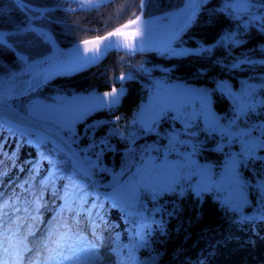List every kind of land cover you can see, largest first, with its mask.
<instances>
[{"label": "flooded vegetation", "instance_id": "obj_1", "mask_svg": "<svg viewBox=\"0 0 264 264\" xmlns=\"http://www.w3.org/2000/svg\"><path fill=\"white\" fill-rule=\"evenodd\" d=\"M223 12L226 26L218 35L205 38L196 30L184 41H191V45L180 44L182 52L126 56L118 51V58L108 60L112 62L110 67L106 62L101 68L89 71L85 76L87 81L80 88L74 87L71 80L53 82L27 102L26 108L30 104L32 108L38 106L48 116L46 121L55 122L72 141L92 168L100 191L121 183L135 167L128 181L110 199L94 191L90 177L75 171L89 179L96 197L108 203L110 209L129 215L122 198L117 197L130 186L138 169L151 170L153 163L185 165L186 179L173 185L176 191H161L155 198L150 191L140 194V201L149 204V209L159 207L165 218L176 215L174 209L186 203H198L206 197L219 202L223 188L228 187L221 186L223 183L233 187V196L245 193L242 195L253 207L264 201V160L240 159L239 138L221 131L235 120V108L244 86L252 84L248 83V78H258L264 71V28L259 23L249 24L247 16L236 19L229 11ZM226 34H234V39L240 43H221ZM253 38L257 42L249 47ZM153 55L162 57L158 59L161 65L156 64L158 61ZM169 57H177L176 63L168 65ZM201 57L206 58L204 66L199 63ZM248 60L257 63L244 62ZM220 85H227L231 94ZM113 89L120 96L117 104L101 106L94 102L95 95ZM200 92H206L207 98L198 95ZM256 98L264 99V88L257 87ZM161 107H165V111L158 116ZM60 108L63 113L59 112ZM261 120H264V112L258 110L250 118L235 120L231 127L235 131L237 127L243 129ZM174 132L179 134V143L170 140ZM173 147L175 151L171 150ZM59 154L63 153L59 151ZM256 155L264 158V149L258 150ZM234 158L237 159L234 171L240 181L239 190L231 178L230 163ZM172 171L174 169L169 167L162 174L161 183L165 187ZM198 186L204 190L198 191Z\"/></svg>", "mask_w": 264, "mask_h": 264}, {"label": "trees", "instance_id": "obj_2", "mask_svg": "<svg viewBox=\"0 0 264 264\" xmlns=\"http://www.w3.org/2000/svg\"><path fill=\"white\" fill-rule=\"evenodd\" d=\"M25 1L38 6L69 5V2L65 0ZM182 2L183 0H144V16L168 11L178 7ZM224 3L225 0H212L207 3L193 26L175 45L182 43L191 45V41H184L196 30L205 38L218 35L219 31L226 26L223 20L224 12L220 9ZM73 6L76 4L74 3ZM28 9L33 16L39 14L32 8ZM140 12V0H114L92 11L57 8L34 19L14 0H0V29L15 30L31 24H39L50 29L56 39L66 46L85 38L102 35L135 19ZM8 39L19 51L26 53L29 59L50 50L49 42L37 32L28 31ZM256 42L253 38V41L248 44L249 47L254 46ZM262 45L264 46V42ZM119 53L134 56L126 52ZM119 53L118 51L109 52L107 61L91 70L61 77L50 83H64L71 80L73 86L78 89L87 81L85 76L89 71L101 68L106 62L110 67L112 62L108 63V60L118 58ZM152 57L158 61L156 64H162L160 61L162 57L158 55ZM168 59L167 64L171 65L176 63L177 57ZM199 61L200 65L204 66L206 58L201 57ZM23 64V60L6 45L0 46V74H7ZM50 83L29 95L0 103H11L27 111V102L36 93L47 88ZM248 83L264 84V71L260 72L258 78L249 77ZM58 90L63 89L58 88ZM127 101V103L130 102V97ZM58 165L65 168L64 173ZM49 168H53V171L59 169L60 178L56 179L54 185L49 186L43 194L44 206L39 212L40 221L35 230L36 238L46 234L49 219L52 221L59 216L60 205L65 203V185L69 183L65 177H70L73 178V183L80 187L75 190L76 198H69L73 210H66L63 218L72 227L73 239L82 237L85 244L95 245L98 254L103 257V264H117L118 253L113 252V249L119 248L120 245L125 246L120 250L122 255H128L127 246L134 243L132 238L142 218H147L150 223V227L145 229L149 232L150 247L137 249L135 255L140 260H147L151 255H156L157 264H264V220L241 221L233 211L226 210L218 201L208 197L198 203L184 204L171 218L163 217L159 207L149 209V204L146 202H143L144 213L140 215L121 214L118 210L110 209L108 203L96 197L89 179L72 174L69 159L63 154H55L49 143H42L39 147L28 145L25 143L24 136H18L0 125V198L7 199L14 192L19 194L29 185L39 191L42 176ZM29 199H31L30 196ZM152 220L156 223H151ZM43 228L46 229L45 232ZM98 237L100 239H97ZM16 251L15 248H9L5 259H11ZM33 255L34 253H25L27 258H32Z\"/></svg>", "mask_w": 264, "mask_h": 264}, {"label": "snow or ice", "instance_id": "obj_3", "mask_svg": "<svg viewBox=\"0 0 264 264\" xmlns=\"http://www.w3.org/2000/svg\"><path fill=\"white\" fill-rule=\"evenodd\" d=\"M19 2V0H18ZM78 3L81 11H92L98 9L106 3H111L112 0H75ZM204 3V0H184V7L176 9L169 16L171 20L178 23L180 27L186 26L194 16L196 15L199 6ZM27 7V6H25ZM144 7V0H140L141 11ZM33 11H41L40 9H33ZM221 11H229V14L233 18L239 19L242 16L248 17L249 24L259 23L264 28V0H225L224 7ZM151 21L147 22L150 25ZM133 25H138L137 28L128 34L124 29H130ZM177 28V31L180 30ZM32 31L36 29L22 28L17 32H0V46L5 45L6 37L21 35L24 32ZM146 33H150V28L142 21L141 16H137L135 20H129L126 24L117 28L114 32H109L105 37H99L98 43L93 48H85L84 53H91V55H81L80 60L82 63H90L102 55L103 51L109 48L119 47V42L112 39L113 37L125 36L126 39H130L133 43H126L124 46L133 49L137 46V43L142 44ZM40 35H45L43 32ZM229 41L233 44L240 43L234 39V34H226L221 38V43ZM85 43H88L85 41ZM10 47V46H9ZM21 60H25L24 57H20ZM247 63H257V61H244ZM31 65L28 66V70L31 69ZM120 77L119 79H123ZM15 75L9 78V87L7 93L0 88V102H6L9 95L12 94V89L15 87ZM2 83V82H0ZM220 87L228 90L227 85H220ZM257 87L264 88L262 85L245 84L244 91L241 98L235 108V120L241 118H250L256 114L257 111L264 112V99L256 98ZM122 91V90H121ZM229 94H231L230 90ZM203 98H207L206 92H200ZM105 98H108L106 104ZM120 96L116 89L111 92L104 93L101 97L95 98L96 103L101 106L115 105L119 102ZM165 107H161L157 113L158 116L163 115ZM20 120L25 118L35 123H41L48 119V116L39 109L38 106H34L28 110L26 117L20 116L16 113ZM119 119V117H117ZM7 117L0 114V121H6ZM234 121L229 122L227 129H221L222 133L239 138L241 143L240 159H261L256 155L258 150L264 149V120L248 124L247 127L240 129L236 128L232 130L231 125ZM217 127H219L217 125ZM150 130V129H149ZM253 133H257L253 135ZM178 133H172L170 140L176 143L180 141L177 139ZM62 151L61 148L57 149ZM175 151L173 147L171 149ZM237 159L234 158L230 163V170L232 171V181L239 190L240 181L237 174L234 171ZM55 168V162L53 164ZM174 169L171 172V179L167 182L166 187L162 185L161 178L166 168ZM184 164L178 163L175 165H157L152 164L151 170L138 169L136 174L130 181V187L126 186L124 192L118 195V199L122 198V202L128 211L129 215H140L135 211L136 206L139 204L142 206V201L139 197L142 191H150L153 194V198L160 195L161 191H176L173 185L179 184L181 179H186L183 173ZM60 178L59 169H56L48 178L40 181V189L37 191L34 186L29 185L23 192L17 194L13 193L7 199L0 198V264H103V257L98 254V249L93 244H85L82 237H76L73 239L74 233L72 227L64 220L63 214L66 210L71 211L72 206L69 203V198L75 199V190L80 185L73 183V178L65 177L69 180V183L65 185V203L60 205V214L49 222V226L46 230V234L40 238L35 237V230L40 221L39 212L44 206V192L49 186L54 185L55 180ZM23 188V186H21ZM198 191H203V188L198 186ZM183 191V189H181ZM242 195V193H241ZM29 196L31 199H29ZM178 211L174 209L173 213ZM260 218H264V209L260 210ZM244 219H248L245 217ZM151 223H156L154 220ZM150 227L149 220L142 218L138 224L135 235L132 240L134 243L128 247V255L123 256L120 250L124 248V245H120L119 248H114L113 252L118 253L117 264H157V256L151 255L147 260H140L136 255V251L139 248H149V232L145 229ZM162 230V226H161ZM32 238V241H30ZM97 239H100L99 237ZM9 248H15L17 251L11 259H5V254ZM25 253H34L32 258H27Z\"/></svg>", "mask_w": 264, "mask_h": 264}, {"label": "water", "instance_id": "obj_4", "mask_svg": "<svg viewBox=\"0 0 264 264\" xmlns=\"http://www.w3.org/2000/svg\"><path fill=\"white\" fill-rule=\"evenodd\" d=\"M14 1L23 11L30 14L34 19L40 18L46 14V12L57 8L73 11L80 10L79 5L75 2V0H65L69 2V5L65 7L32 5L25 0H19V2L18 0ZM210 1L212 0H204V3L199 6L194 18L183 27H180L178 23H175L166 14H170L176 9L184 7V0L182 4L176 8L147 17L144 16L145 7H143V10L138 15L142 17V20L155 17L160 21L150 29V33H146L144 42L142 44L137 43L135 48L130 49L124 45L126 43H133L132 40L126 39L125 36L113 37L112 39L119 42V47L109 48L106 51H103L102 55L90 63H82L80 60L81 55H91V53H84V49L93 48L95 44L99 42V37L107 36L109 32H114L117 28H120L128 21L102 35L85 38L66 46L59 43L50 29L39 24H31L24 28L30 27L32 29H36L35 32L38 34L43 32L45 34L43 35L44 39L50 44V50L36 58L29 59V56L26 53L19 51L8 39V37H6L5 39L7 43L5 45L17 56L24 57L25 60H23L24 64L20 68L12 70L7 74H0V82H2L0 83V88H2L5 93H7L9 87V78L15 75V87L12 89V94L9 95L8 99L20 98L37 91L45 84L58 78L71 76L92 69L93 67L100 64L107 57L108 53L112 51L130 52L133 54H150L154 52L165 51L168 48L173 47L175 43H177L187 33V31L197 20L203 8ZM74 3L76 6L73 7L72 4ZM28 8L40 9L41 11H38L39 14L37 16H33ZM164 16H167V18L163 19ZM178 27H180L179 31H177ZM135 29L136 27L133 25L130 29H124L123 31L131 34ZM18 30L19 29H0V32H17ZM85 41L88 43H85ZM29 65L32 66L30 70H28ZM102 95L103 94L95 95L93 100L95 101V98L101 97ZM105 102H108V98H105ZM28 110L23 111L11 103H0V114H3L5 117H7L6 121H0V125L8 130L13 131L18 136H24L25 143L28 145L39 147L42 143L37 142L36 139H38L40 141L49 143L54 149L55 153H58L57 149L61 148L64 155L69 159L72 172L79 171L90 177L93 181L94 191L99 195H104L107 199H110V196L115 194L128 181V178L135 167L122 180L121 183L107 191H100L98 188L99 184L96 181L92 168L80 155L72 141H70V139L56 126L55 122L49 123L45 120L41 123H35L33 121H29L26 118L24 120H20L17 117L16 113H19L20 116L26 117ZM59 112L63 113V109L60 108ZM54 121H56V118H54Z\"/></svg>", "mask_w": 264, "mask_h": 264}, {"label": "rangeland", "instance_id": "obj_5", "mask_svg": "<svg viewBox=\"0 0 264 264\" xmlns=\"http://www.w3.org/2000/svg\"><path fill=\"white\" fill-rule=\"evenodd\" d=\"M73 6V4H72ZM166 19L167 16H164ZM160 22V21H159ZM136 27V26H135ZM137 28V27H136ZM183 48L180 45H174L173 47L168 48L165 51H161V52H167V53H171V54H177L179 52H182ZM257 77V76H256ZM261 83V82H260ZM29 110L32 109V106L30 105V107L28 108ZM37 142L39 143H46L45 141H40L38 139H36ZM62 152V151H60ZM59 153V151H58ZM63 153V152H62ZM64 155V153H63ZM228 186V187H224V194L221 195V199L219 201V203L226 209L229 211H233L235 216L238 217L241 221L244 222H250V221H255V220H264V218H260V210L264 209V201L257 204L256 206L250 203L251 201H246V197L244 195L241 196H233V187H231L230 185H228V183H223L221 184V186ZM230 186V187H229ZM127 187H130L129 185ZM241 194V193H240ZM245 194V193H242ZM145 203V202H144ZM225 204H227L225 206ZM253 207V208H251ZM135 210H139V213H144L145 210V204H143L142 202V206L141 205H137ZM245 217H247L248 219H244ZM51 221V219H49V222ZM45 228H43V232H45Z\"/></svg>", "mask_w": 264, "mask_h": 264}, {"label": "bare ground", "instance_id": "obj_6", "mask_svg": "<svg viewBox=\"0 0 264 264\" xmlns=\"http://www.w3.org/2000/svg\"><path fill=\"white\" fill-rule=\"evenodd\" d=\"M68 6V5H67ZM65 7V6H64ZM74 7V6H73ZM47 13V12H46ZM141 13V12H140ZM45 15V14H44ZM37 16V15H36ZM143 22H145V25H147L148 28H153L157 22H159V20H157L155 17H151V18H148V19H145V20H142ZM151 21L150 25L147 24V22ZM134 26H138V25H134ZM45 27V26H44ZM47 28V27H46ZM44 37V36H43ZM47 41V40H46ZM60 43V42H59ZM61 44V43H60ZM50 83V82H49ZM48 84V83H47ZM46 85V84H45ZM36 92V91H35ZM29 95V94H28ZM31 105V104H30ZM138 212H140L138 210Z\"/></svg>", "mask_w": 264, "mask_h": 264}]
</instances>
